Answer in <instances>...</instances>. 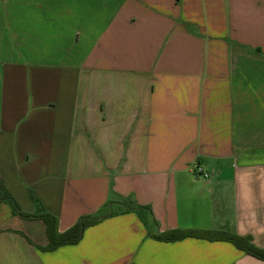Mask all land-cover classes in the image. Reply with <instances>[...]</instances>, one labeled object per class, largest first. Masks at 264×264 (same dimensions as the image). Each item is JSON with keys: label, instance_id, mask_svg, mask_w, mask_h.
I'll return each mask as SVG.
<instances>
[{"label": "crops", "instance_id": "1", "mask_svg": "<svg viewBox=\"0 0 264 264\" xmlns=\"http://www.w3.org/2000/svg\"><path fill=\"white\" fill-rule=\"evenodd\" d=\"M0 180L59 232L107 215L45 251L0 203V264H264L150 236L264 248V0H0Z\"/></svg>", "mask_w": 264, "mask_h": 264}, {"label": "trees", "instance_id": "2", "mask_svg": "<svg viewBox=\"0 0 264 264\" xmlns=\"http://www.w3.org/2000/svg\"><path fill=\"white\" fill-rule=\"evenodd\" d=\"M29 198L35 204L36 211L28 213L23 211L15 202L11 194L0 180V203L8 204L11 214L24 220H41L45 226L47 245L41 247L42 250L51 251L60 246L74 245L82 237L84 230L95 225L105 216L103 214L83 216L79 218L69 229L64 232L58 230V218L46 211L39 200L29 191ZM141 211L143 207L128 208V210ZM150 234V233H149ZM158 241L173 242L186 238L203 239L207 241H225L231 243L239 251L254 258L264 261V248H258L252 243L250 236H239L237 234L222 230H199V229H172L159 234H150ZM39 248V247H38Z\"/></svg>", "mask_w": 264, "mask_h": 264}, {"label": "built area", "instance_id": "3", "mask_svg": "<svg viewBox=\"0 0 264 264\" xmlns=\"http://www.w3.org/2000/svg\"><path fill=\"white\" fill-rule=\"evenodd\" d=\"M193 171L197 174V175H201L204 178H208V174L206 172L203 171V169L200 166H195L193 168Z\"/></svg>", "mask_w": 264, "mask_h": 264}]
</instances>
